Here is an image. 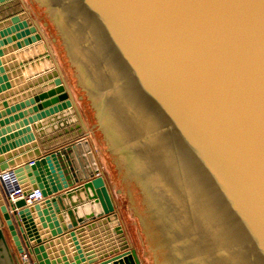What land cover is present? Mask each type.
<instances>
[{"label":"water","instance_id":"water-1","mask_svg":"<svg viewBox=\"0 0 264 264\" xmlns=\"http://www.w3.org/2000/svg\"><path fill=\"white\" fill-rule=\"evenodd\" d=\"M36 2L94 110L151 264H261L212 224L218 204L248 249L264 243V2ZM8 53L9 65L0 59V171L13 168L25 195L39 188L43 199L14 202L0 185V264H29L25 253L34 264H56L47 247L65 240L66 264H142L78 103L24 0H0V58ZM129 86L164 118L198 180L182 160L157 166ZM24 88L34 90L13 96ZM97 226L108 251L100 241L97 252L88 236Z\"/></svg>","mask_w":264,"mask_h":264},{"label":"rangeland","instance_id":"rangeland-1","mask_svg":"<svg viewBox=\"0 0 264 264\" xmlns=\"http://www.w3.org/2000/svg\"><path fill=\"white\" fill-rule=\"evenodd\" d=\"M24 1L38 25L41 27L43 33L47 37L48 42L51 45L55 56L57 57L59 66L62 69L66 81L78 103L85 121L86 130L92 139L93 145L95 147V153L97 154V157L103 166L105 176L107 177L114 192L120 219L127 233L129 234L131 242L134 248L137 250L142 264H151L135 214L118 178L112 156L99 129L94 110L77 83L72 66L66 56L57 30L50 18L38 6L36 0ZM53 38H56V40L54 41ZM80 97H82V99Z\"/></svg>","mask_w":264,"mask_h":264},{"label":"snow or ice","instance_id":"snow-or-ice-1","mask_svg":"<svg viewBox=\"0 0 264 264\" xmlns=\"http://www.w3.org/2000/svg\"><path fill=\"white\" fill-rule=\"evenodd\" d=\"M69 2L71 3V0ZM116 72L118 75H123L124 68L116 64ZM129 93L134 101V109L147 121L149 143L157 166L163 169L170 164L179 165L182 160L189 175L198 180V173L193 159L184 146L169 132L164 118L155 112L149 101L137 97L131 86H129ZM131 130L133 132L137 131L135 124L131 125ZM204 195L210 202L213 201L214 197L211 190H205ZM212 226L220 235L236 240L240 244L242 255L245 258L259 256L261 264H264V243L261 244L258 251L248 249L240 228L233 222L227 210L218 204L214 208Z\"/></svg>","mask_w":264,"mask_h":264},{"label":"crops","instance_id":"crops-1","mask_svg":"<svg viewBox=\"0 0 264 264\" xmlns=\"http://www.w3.org/2000/svg\"><path fill=\"white\" fill-rule=\"evenodd\" d=\"M10 56V53H8V54H6L4 57H2V58H0L3 62H2V65H9L11 62H9L8 60H7V58ZM40 59V58H39ZM36 61V60H35ZM29 64H31V62H29ZM23 65H25V66H27L25 63L23 64ZM23 65H22V67H23ZM16 70V68L15 67H10L9 69H7L5 72L6 73H12L13 71H15ZM15 75L13 74V77H12V79L11 80H15V82L14 83H12V85H15V84H18L17 83V81H16V78L17 77H14ZM21 85V84H20ZM20 85L18 84V86H15L14 88H16V87H20ZM40 85H42V84H40ZM34 90V88H24V89H21V90H19V92L18 93H15V95H13V96H16V97H19L18 95H23V93H25V92H29V91H33ZM9 91V90H8ZM13 96H9V97H7V99H10V98H12ZM31 98V96L28 98V99H30ZM19 101V100H18ZM35 105H38V103H36V104H30L29 106L27 105L25 108H22L21 109V111H25V110H28V109H30V107H33V106H35ZM51 106H49L48 108H50ZM48 108H43V110L42 109H39V111L38 112H35V113H39V112H42V111H44V110H46V109H48ZM14 114V113H13ZM12 114V115H13ZM30 115H34V114H29V115H26L25 117H23V118H20V120L18 121V122H20V121H22V120H24V119H27V118H29V116ZM11 124H12V122H11ZM43 128H45L44 126H43ZM35 130V129H34ZM47 136V134H45V136H43V137H46ZM37 137H38V139H39V136L37 135ZM58 137H61V136H59L58 135ZM54 139V138H53ZM39 143H40V145H42V143L39 141ZM1 185V184H0ZM110 185V184H109ZM113 191V190H112ZM113 194H114V192H113ZM116 200V199H115ZM87 233H88V236L90 237V239H93V237L94 238H97V241L100 243V241H102V243L104 244V248L108 251L109 250V248H108V246H106V241H105V238L103 237V235H102V231H99V227L97 226L96 228H92V229H88V231H87ZM10 241H11V238H10ZM54 241V240H53ZM53 241H52V243H53ZM66 240L65 241H61L59 244L58 243H55L54 245H50L49 247H47V249H48V251L50 252V255H52L53 256V261H56V264H66V260H64V256H63V254H62V249L64 250V253H65V256H67L66 257V259L67 260H69L70 259V254H72V248H71V246L69 247L68 245H69V243H67L66 244ZM51 243V244H52ZM94 244V243H93ZM11 247H12V250L14 251V253H15V255L16 256H18V257H20L19 256V254H18V252L16 251V247H15V245L13 244V242L11 241ZM94 247H95V250L98 252V250H102L103 248H102V245H101V243H100V245H96V244H94ZM28 255V261H30L31 262V264H34L33 263V261H32V259H31V257H30V255L29 254H27ZM55 256V257H54ZM21 258V257H20ZM69 258V259H68ZM75 260V259H74ZM69 264H76V262L75 261H69Z\"/></svg>","mask_w":264,"mask_h":264},{"label":"built area","instance_id":"built-area-1","mask_svg":"<svg viewBox=\"0 0 264 264\" xmlns=\"http://www.w3.org/2000/svg\"><path fill=\"white\" fill-rule=\"evenodd\" d=\"M0 184L6 195L14 202L21 198H25L28 203L32 204L43 199L39 188H36L31 193L25 195V191L23 190L20 180L13 168L0 171ZM22 258L28 259V255L25 253L22 255ZM29 264H31V262Z\"/></svg>","mask_w":264,"mask_h":264}]
</instances>
